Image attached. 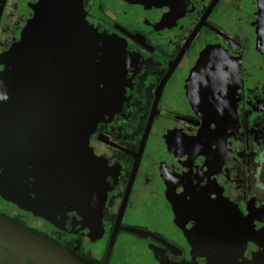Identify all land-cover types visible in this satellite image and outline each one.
<instances>
[{"label":"flooded vegetation","instance_id":"1","mask_svg":"<svg viewBox=\"0 0 264 264\" xmlns=\"http://www.w3.org/2000/svg\"><path fill=\"white\" fill-rule=\"evenodd\" d=\"M0 217L92 264H264V0H0Z\"/></svg>","mask_w":264,"mask_h":264},{"label":"water","instance_id":"2","mask_svg":"<svg viewBox=\"0 0 264 264\" xmlns=\"http://www.w3.org/2000/svg\"><path fill=\"white\" fill-rule=\"evenodd\" d=\"M0 244L48 260L50 264H92L73 256L67 249L34 235L20 225L13 224L1 217Z\"/></svg>","mask_w":264,"mask_h":264}]
</instances>
